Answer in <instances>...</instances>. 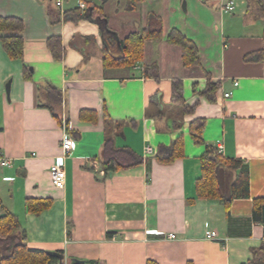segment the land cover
<instances>
[{"label":"crops","instance_id":"crops-1","mask_svg":"<svg viewBox=\"0 0 264 264\" xmlns=\"http://www.w3.org/2000/svg\"><path fill=\"white\" fill-rule=\"evenodd\" d=\"M63 1L61 21L52 22L55 0H0V16L25 24L23 60L12 59L0 40V158L11 161L0 163V217L15 214L28 246L62 253L64 264L251 261L264 243V225L253 218L254 201L264 198V0H235L233 13L223 11L229 0H143L134 10L127 0ZM82 1L102 9L113 33L90 17L65 19L85 13ZM151 15L161 20L162 35L145 41L142 60L107 66L106 46L121 58V41L144 31ZM174 30L196 44L197 64L187 65L182 47L169 41ZM54 36L62 40L61 60L48 48ZM175 82L185 106L173 102ZM63 120L75 147L59 189L50 167L62 153ZM196 120L204 121L201 144L192 133ZM108 137L144 163L106 175ZM178 140L183 156L160 162L159 147ZM147 146L155 154L146 158ZM208 147L249 167L250 196L234 199L230 213L222 200L198 196ZM29 199L52 204L33 214Z\"/></svg>","mask_w":264,"mask_h":264},{"label":"trees","instance_id":"trees-1","mask_svg":"<svg viewBox=\"0 0 264 264\" xmlns=\"http://www.w3.org/2000/svg\"><path fill=\"white\" fill-rule=\"evenodd\" d=\"M46 1L53 2V0ZM142 1L127 0V10H134L136 5ZM56 2L57 0H55L56 9L52 5L48 8L52 22H60L62 19L60 8ZM89 17L95 19L104 32L113 33L109 31L107 18L103 14L102 9L90 2L87 4L84 14L76 11L72 15H66L65 19L78 21ZM24 31L25 24L21 19L0 16V40L4 45L5 51L12 59L23 60L25 50ZM161 35L162 22L159 18L151 15L148 27L144 31L131 33L125 40L121 41L123 49L121 58H115L110 53L109 45L106 46L105 64L107 66L124 65L134 67L143 58L145 41L160 38ZM168 39L182 47L187 65H194L199 62L198 47L182 33L174 30ZM47 44L54 59L61 60L65 53L61 37H51ZM25 76L29 77L27 70H25ZM49 89L54 94V101L60 103L62 100L61 94L53 87H49ZM214 91L215 87L213 85H211L209 91H206L209 92L207 97L210 100H213L211 93H214ZM173 102L177 105L185 106L180 82L173 84ZM185 111L193 112V109L185 108ZM203 128L204 121L202 120H196L192 124L193 137L199 144L203 143L201 137ZM182 156L183 145L182 141L178 140L170 146L161 145L158 149L157 158L162 163H171ZM101 161L106 175H108L111 172L139 166L144 163L145 159L129 147H117L114 139L108 137L103 145ZM201 167L202 175L197 181V193L200 198L220 199L225 203L228 213H230L229 208L234 199L248 198L250 196L249 167L243 161L235 158L227 159L223 154L219 153L218 148L208 147L201 158ZM237 171L238 173L236 174ZM51 204V199H29L27 208L33 214H40L49 209ZM253 218L264 225V198L254 201ZM58 261L59 258L57 256L28 246L26 231L15 214L6 211L0 217V264H57ZM147 264L158 263L149 261ZM246 264H264V243L254 253L253 259Z\"/></svg>","mask_w":264,"mask_h":264},{"label":"built area","instance_id":"built-area-1","mask_svg":"<svg viewBox=\"0 0 264 264\" xmlns=\"http://www.w3.org/2000/svg\"><path fill=\"white\" fill-rule=\"evenodd\" d=\"M63 0H57L56 4L57 6L62 9L63 7ZM237 4L235 0H229L223 7V11L225 13H233L236 10ZM79 8L86 10L87 9V3L81 2L79 3ZM232 95V92L226 93L225 97L229 98ZM62 127L65 131V134L63 136V139L61 141V150L62 153L61 155L57 156L55 161L50 167V176L53 181V184L55 187L59 189H63L66 184V178H67V173H66V159L70 155V153L73 151L75 147V139L73 136H71L68 133L69 127L67 125L66 120L62 121ZM219 153L223 154V148L219 147L218 148ZM145 154L146 158L150 157L155 154V150L151 146H147L145 148ZM0 163L2 166H9L11 164V161L6 158H0ZM217 233L215 231H212L209 234L210 238H215ZM171 238H175V234L170 235Z\"/></svg>","mask_w":264,"mask_h":264},{"label":"water","instance_id":"water-1","mask_svg":"<svg viewBox=\"0 0 264 264\" xmlns=\"http://www.w3.org/2000/svg\"><path fill=\"white\" fill-rule=\"evenodd\" d=\"M7 92L8 94L10 93V83L7 85ZM51 254H53L54 256H57L60 260V264H64V255L62 253H58V252H49ZM72 264H85L84 261H79V260H73Z\"/></svg>","mask_w":264,"mask_h":264}]
</instances>
